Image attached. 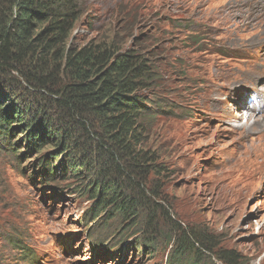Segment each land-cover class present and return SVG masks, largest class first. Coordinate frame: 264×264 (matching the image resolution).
I'll return each mask as SVG.
<instances>
[{
  "label": "rangeland",
  "instance_id": "obj_1",
  "mask_svg": "<svg viewBox=\"0 0 264 264\" xmlns=\"http://www.w3.org/2000/svg\"><path fill=\"white\" fill-rule=\"evenodd\" d=\"M75 1V45L131 27L123 46L129 34L133 46H149L156 79L145 91L155 118L148 143L164 154L169 218L205 231L236 261L211 252L195 259L264 264V8L255 4L264 0ZM12 137L0 147V264H170L177 234L162 213L148 247L141 225L114 210L94 215L88 178H74L64 163L57 175L36 173L31 163L50 146L16 159L31 143Z\"/></svg>",
  "mask_w": 264,
  "mask_h": 264
},
{
  "label": "trees",
  "instance_id": "obj_2",
  "mask_svg": "<svg viewBox=\"0 0 264 264\" xmlns=\"http://www.w3.org/2000/svg\"><path fill=\"white\" fill-rule=\"evenodd\" d=\"M80 15L75 0H0V147L14 133L31 143L16 159L50 146L44 158H34L33 172L57 175L64 163L74 178H88L94 215L114 210L125 223L141 225L146 246L155 244L162 213L177 234L170 264L183 256L200 264L195 258L209 252L235 262L211 235L169 218L164 154L148 143L155 118L145 91L156 79L149 46H133L131 34L123 46L131 27L75 45Z\"/></svg>",
  "mask_w": 264,
  "mask_h": 264
},
{
  "label": "bare ground",
  "instance_id": "obj_3",
  "mask_svg": "<svg viewBox=\"0 0 264 264\" xmlns=\"http://www.w3.org/2000/svg\"><path fill=\"white\" fill-rule=\"evenodd\" d=\"M260 1L256 2L255 4L257 5L256 8H259L260 6L264 8V4H258ZM242 4H239V5H234L235 9H237L238 7H240ZM227 6V4H224L223 8H225ZM230 6H228L227 8H229ZM226 23V21L224 22ZM264 105V104H262ZM241 116V115H240ZM254 124L256 123V121L253 122ZM249 129V128H248Z\"/></svg>",
  "mask_w": 264,
  "mask_h": 264
}]
</instances>
